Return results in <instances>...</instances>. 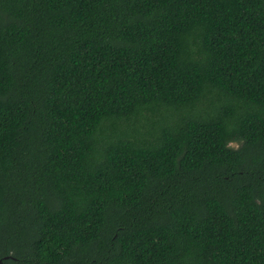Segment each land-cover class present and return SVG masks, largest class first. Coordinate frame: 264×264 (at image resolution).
Instances as JSON below:
<instances>
[{"label": "trees", "instance_id": "obj_1", "mask_svg": "<svg viewBox=\"0 0 264 264\" xmlns=\"http://www.w3.org/2000/svg\"><path fill=\"white\" fill-rule=\"evenodd\" d=\"M1 264H264V0H0Z\"/></svg>", "mask_w": 264, "mask_h": 264}, {"label": "water", "instance_id": "obj_2", "mask_svg": "<svg viewBox=\"0 0 264 264\" xmlns=\"http://www.w3.org/2000/svg\"><path fill=\"white\" fill-rule=\"evenodd\" d=\"M2 263V261H0V264Z\"/></svg>", "mask_w": 264, "mask_h": 264}]
</instances>
